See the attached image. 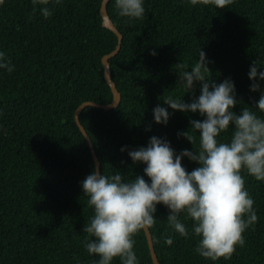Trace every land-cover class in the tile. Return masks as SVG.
<instances>
[{"label":"trees","instance_id":"16d2710c","mask_svg":"<svg viewBox=\"0 0 264 264\" xmlns=\"http://www.w3.org/2000/svg\"><path fill=\"white\" fill-rule=\"evenodd\" d=\"M101 4L63 0L48 5L49 18L39 12L41 6L33 12L32 0L0 4V50L15 65L11 73L0 69V264L96 262L85 248L88 234L82 230L93 208L81 187L96 164L76 111L86 101L110 104L114 99L102 59L116 48L118 36L103 25ZM144 7L143 18L129 19L118 14L115 0L109 1V16L123 35L120 51L109 60L122 99L117 108L87 106L80 115L101 171H120L128 179L144 175L146 165H132L122 146H146L155 135L166 138L177 153L199 147L198 133H193L194 145L178 136L190 128V120L204 118L198 112L169 107L173 114L166 125L153 119L156 105L168 107L167 96L184 102L199 96V82L191 92L182 86L181 66L191 69L203 50L209 78L234 81L239 114L260 95L250 91V65L254 60L264 64V0H234L223 9L187 0H145ZM230 131L220 139H228ZM182 164L189 171L198 166L187 157ZM242 175L258 216L243 233L244 246H237L230 259H206L195 251L199 238L193 221L181 215L189 231L187 238L181 236L160 204L149 227L160 264H264V181ZM168 236L172 245L165 243ZM134 239L139 264H154L145 230ZM112 264L121 261L117 257Z\"/></svg>","mask_w":264,"mask_h":264},{"label":"clouds","instance_id":"9594fccd","mask_svg":"<svg viewBox=\"0 0 264 264\" xmlns=\"http://www.w3.org/2000/svg\"><path fill=\"white\" fill-rule=\"evenodd\" d=\"M4 0H0L2 4ZM63 0H32L33 12L44 18L52 15L48 5H60ZM193 6L212 4L225 8L234 0H187ZM145 0H115V7L121 17L143 18ZM157 55L155 49L150 52ZM206 53L201 50L200 59L191 69L181 66L178 78L186 90L191 92L195 83H200L199 96L191 102L169 95L156 105L153 119L167 124L173 110L184 113H199L202 120L189 121L190 128L178 136L185 137L194 145L199 134V147L183 149L179 153L171 143L155 135L146 146L126 151L132 165L144 164V175L125 178L120 171L104 174L99 167L88 174L81 187L88 197L87 204L93 208V215L87 220L83 232L88 236L85 248L90 256L96 257L95 264H112L119 258L121 264H139L134 250L135 235L156 222L157 206L168 209L166 217L174 232L187 238L189 231L182 221L186 215L193 221L192 232L199 238L195 251L212 261L230 259L236 247H243V233L258 220L254 199L245 187L242 171L256 180L264 181V64L254 60L248 72L250 91L259 92V99L253 106H244L239 114L234 111L240 101L236 97L234 81L229 77L217 83L209 78L211 70ZM15 65L5 51L0 50V69L11 73ZM230 136L220 139L222 133ZM197 162L191 171L182 164L183 158ZM145 176L148 179H145ZM165 243L172 245L171 236Z\"/></svg>","mask_w":264,"mask_h":264},{"label":"water","instance_id":"95a60500","mask_svg":"<svg viewBox=\"0 0 264 264\" xmlns=\"http://www.w3.org/2000/svg\"><path fill=\"white\" fill-rule=\"evenodd\" d=\"M110 0H102V4H101V9H100V13L103 17V25L109 29H111L113 32H115V34L118 36V44L116 46V48L111 51L110 53L106 54L102 61H103V66H104V75L105 78L108 82V84L110 85L112 92H113V101L110 104H99L93 101H86L84 103H82L79 108L76 111V120L77 123L82 131V133L84 134L89 146L92 149V153H93V157L95 160V164L96 167H99V169L101 170V163L100 160L98 158V155L96 153L93 141L91 139V137L89 136L88 132L86 131L85 127L82 125L81 120H80V115L82 113V111L87 107V106H95V107H99V108H104V109H114L117 108L121 102L122 99V95L120 93V91L117 88L116 82L113 80L112 78V73H111V64H110V58L114 57L116 54H118V52L121 49L122 46V40H123V35L122 33L119 31V29L115 26L114 22L112 21V19L109 16V12H108V3ZM145 232H146V236H147V240L150 246V250H151V254H152V258H153V262L154 264H160L158 255L156 253L155 250V246H154V241H153V236L152 233L150 231L149 227H145L144 228Z\"/></svg>","mask_w":264,"mask_h":264}]
</instances>
